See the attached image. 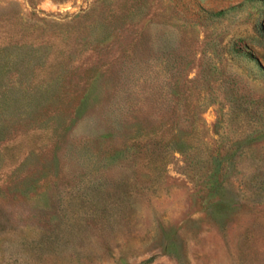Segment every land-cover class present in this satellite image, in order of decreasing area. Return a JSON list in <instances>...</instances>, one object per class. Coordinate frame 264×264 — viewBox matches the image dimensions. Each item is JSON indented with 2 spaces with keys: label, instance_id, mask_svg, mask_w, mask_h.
Segmentation results:
<instances>
[{
  "label": "rangeland",
  "instance_id": "obj_1",
  "mask_svg": "<svg viewBox=\"0 0 264 264\" xmlns=\"http://www.w3.org/2000/svg\"><path fill=\"white\" fill-rule=\"evenodd\" d=\"M0 264H264V0H0Z\"/></svg>",
  "mask_w": 264,
  "mask_h": 264
}]
</instances>
